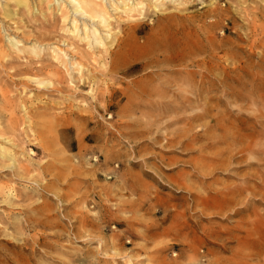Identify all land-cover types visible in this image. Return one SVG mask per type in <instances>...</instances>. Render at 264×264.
I'll use <instances>...</instances> for the list:
<instances>
[{"label": "rangeland", "instance_id": "rangeland-1", "mask_svg": "<svg viewBox=\"0 0 264 264\" xmlns=\"http://www.w3.org/2000/svg\"><path fill=\"white\" fill-rule=\"evenodd\" d=\"M177 1L106 40L156 50L105 72L102 50L66 48L81 65L66 81L6 66L8 34L50 24L75 41L66 24L0 16V128L19 127L0 161V264H264V0Z\"/></svg>", "mask_w": 264, "mask_h": 264}, {"label": "bare ground", "instance_id": "bare-ground-1", "mask_svg": "<svg viewBox=\"0 0 264 264\" xmlns=\"http://www.w3.org/2000/svg\"><path fill=\"white\" fill-rule=\"evenodd\" d=\"M176 1L177 0H5L4 5L2 7L0 6L1 7L0 16L3 17L4 19L9 20V21H13L14 19H17V21H15V22L13 21L15 25L20 24L24 20L28 21V19H27L28 16L31 18H35L36 15H41V16L43 15V17L45 19L46 18V16H45L46 12L45 11L51 10L50 18L51 19L53 18L52 20L54 21V23L56 25H57V23L66 24L67 28H63V29H66L65 33L67 32L66 33L67 35L69 34L70 36L76 38L75 41H70V40L64 39L62 36H60L58 33L55 32V25H50V24H47L48 26H46L43 29L42 28H39L37 30L32 29L31 31L26 32V33H25V31H22V37H19L18 35L11 36V34H8L7 35V38H8L7 42L10 46V48H9L10 51H8V53H11L12 55L14 54L15 56H13V58H14V60L16 59L17 61L9 62L8 64H6V66H9V68H8L9 70L14 71V72L12 71V73L10 72L12 74L11 76H17L22 71H26L28 73L30 72V73L36 74V75L37 74H44V73H46V74L52 73L56 76H59V80L63 81V80H65V74L70 72V70L73 69V71H74V68H76V67H77V69L81 70L80 63H77V62L73 63V61L66 54L65 49L66 48L71 49L72 54L75 55V58L78 57L79 59H86V58L90 57V53L87 52L88 49H92V48L94 49L95 48L97 50L98 49L102 50V52H104V54H105L103 59L106 61L107 60L109 61L108 65L104 69L105 72L118 70L119 68H126V66L131 62L130 56L133 53L136 54L138 52L140 55L146 56L148 53H151L152 51L156 50L157 46H155V44L153 42H149L147 44V46H145V45L144 46H138V45H136V43L134 41H130L129 39H127V40L120 42V43L117 42L116 46L112 50L111 49L108 50L110 47L107 48L109 43L106 42V40L113 38L112 32L114 31V29H117L118 27H120L119 30L120 29H123L124 31L130 30L133 33H138L143 28L140 29V27H138L136 25H131V23H133L135 21V18L143 17L145 15V13L149 12V11H153L154 13H162L164 11L165 6L170 5L171 3H175ZM181 1H183V0H181ZM184 3H185V1H184ZM256 11H257L256 14L264 16V8H257ZM52 12H56L59 14L57 16V15L52 14ZM170 13L172 14L171 11H170ZM49 14H50V12H49ZM173 14H174V12H173ZM118 15H119V18L116 17ZM20 18H22V20H20V23H18ZM177 18H178L177 16H169V17H167V20L175 21V20H177ZM45 20L47 21V19H45ZM126 22L130 23V24L126 25ZM28 23H30V22L28 21ZM0 30L5 32L3 27H2V29L0 28ZM16 31H18V29H16ZM130 34H131V32H130ZM17 38H21V40H16ZM52 40L54 42L50 43L49 41H52ZM44 42H49L50 44H43ZM192 43H193V41H192ZM52 44H56V45L52 46ZM59 44L62 46H60ZM26 45H30V47H26ZM86 46L88 47L87 50L85 48ZM59 47H62L63 49H61ZM0 49H2L1 45H0ZM104 49L106 51H104ZM11 51H14V53H12ZM40 51L51 52V56L53 57L54 61H57L58 66H56V62L55 63L54 62L42 63V62H38V61H29L28 60L29 56H31V55L35 56V57L38 56ZM176 54H180V52L176 51ZM2 56H3V54L0 52V61L1 60L3 61V59H1ZM170 57L171 56L165 57L167 59H165L163 57L164 58L163 60L167 61L168 63L169 62H173V63L176 62L174 60V58H170ZM180 57H183V56H180ZM8 58H10L9 55L6 59H8ZM177 58H179V57H177ZM182 59L185 60L184 57ZM9 60L10 59H8L7 61H9ZM24 60H26V62ZM27 60H28V62H27ZM179 61H181V59H179ZM86 62H88V61H86ZM26 64L31 65L32 67L29 69H26V68L23 70L20 69L18 71L15 69L19 65L21 68L26 67L27 66ZM27 67H30V66H27ZM62 71H64L63 74H62ZM80 77H81L80 80L82 82L86 81L85 79H83L82 75H80ZM60 84H63V83H60ZM0 97H2V96H0ZM4 100L5 99L3 98V103H6V102H4ZM257 120H258V118H257ZM8 122L10 124L7 127L0 128V139H2V137H3V139L0 140V142H1L0 143V161H3L2 158L4 159L6 156H8V152H7L8 150H6V147H5L6 143L4 142V138H11V143L15 142V141H13L14 139L15 140L18 139V138H16V134L18 133L17 130L19 128V127H17L18 121L16 122V120L14 119V121L12 120L11 122L10 121H8ZM49 124H50V121H49ZM34 126L36 127V125H34ZM49 132H51V131H49ZM52 134H53V132H52ZM41 141H42V139H41ZM54 141H55V139H54ZM16 142H18V141H16ZM49 142H51L50 144H52V143L56 144L55 142L52 141V139H51V141H48V144H49ZM44 143L46 144V142H44ZM47 146L50 147L49 145H47ZM45 151H48V150H45ZM53 154H55V153H53ZM62 162H66V161H62ZM16 171H17V173H22V175L29 173L28 167H26V166H18V168H16ZM68 171H70V170H68ZM64 174L67 175L66 173H64ZM63 177H65V176H63ZM226 189H227V187H226ZM235 195H236V193H235ZM221 198H223V197H221ZM232 198H233V196H232ZM225 203H226V201H225ZM228 203L229 202H227L226 204L229 205L230 203L229 204ZM228 208H229V206L227 207V209ZM251 236H253V235L251 234ZM200 241H201V239H200ZM106 251H108V250H106Z\"/></svg>", "mask_w": 264, "mask_h": 264}]
</instances>
